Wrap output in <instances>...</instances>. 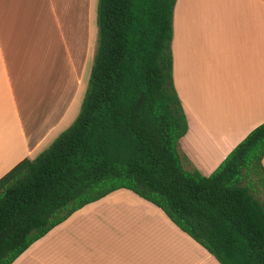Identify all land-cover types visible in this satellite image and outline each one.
<instances>
[{
	"label": "crops",
	"instance_id": "obj_1",
	"mask_svg": "<svg viewBox=\"0 0 264 264\" xmlns=\"http://www.w3.org/2000/svg\"><path fill=\"white\" fill-rule=\"evenodd\" d=\"M62 2L0 0V176L43 150L80 106L90 28L79 45L67 44ZM169 47L186 120L177 149L189 166L213 167L210 158L222 160L264 121V0H175ZM10 264L219 263L159 208L120 188L72 212Z\"/></svg>",
	"mask_w": 264,
	"mask_h": 264
},
{
	"label": "trees",
	"instance_id": "obj_2",
	"mask_svg": "<svg viewBox=\"0 0 264 264\" xmlns=\"http://www.w3.org/2000/svg\"><path fill=\"white\" fill-rule=\"evenodd\" d=\"M175 0H97L96 49L73 122L0 176V264L85 204L127 189L219 264H264V121L207 175L181 164Z\"/></svg>",
	"mask_w": 264,
	"mask_h": 264
},
{
	"label": "rangeland",
	"instance_id": "obj_3",
	"mask_svg": "<svg viewBox=\"0 0 264 264\" xmlns=\"http://www.w3.org/2000/svg\"><path fill=\"white\" fill-rule=\"evenodd\" d=\"M65 1H66L65 5L62 2L63 12L59 11L58 16H59V22H60L59 24L63 27L62 33H63V35H66V38H67L66 39L67 44L72 42L74 44L79 45L81 43L82 38L85 39L86 28H88V29L90 28V48H89L90 50L88 52V65H89L88 68H89V70L87 69L86 75L84 78V90H85V88L87 86L88 78H89L90 66L92 64L93 56H94L95 49H96V38H97L96 2H97V0H91V3H90V8H91V24H90V26H89L88 14H86V20H85V10L87 9V6H88L87 11H89V4L87 3V0H65ZM59 3H60V0H59ZM87 11H86V13H87ZM60 13H62L63 15H65L67 17L66 21L64 18L60 17ZM87 22H88V24H87ZM172 87H173L174 92H175L176 86H175V83L173 85V80H172ZM175 94H176V92H175ZM82 97H83V95H82ZM79 107L77 109V113L79 111ZM76 115H75V117H76ZM74 118H73V120H74ZM73 120L68 124V126L73 122ZM177 151H178V154L180 157L181 164L184 167V169H186L188 171L196 170L200 174H203L202 171H209L210 170V172H211V169H214L213 167H216L221 161V160L219 161L217 157H213V158H210V160L212 161V165L214 162L216 163L215 166L212 167V166H208V164H201L202 168H195V167L189 166V164L186 160L187 158L183 157L181 152H179L178 149H177ZM195 159H196V161L197 160L199 161V158H195ZM255 196L259 200L264 201V193L261 191V189L258 190V192L255 194Z\"/></svg>",
	"mask_w": 264,
	"mask_h": 264
}]
</instances>
